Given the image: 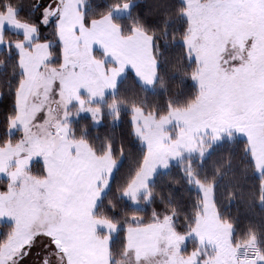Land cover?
I'll use <instances>...</instances> for the list:
<instances>
[{"label":"rangeland","instance_id":"obj_1","mask_svg":"<svg viewBox=\"0 0 264 264\" xmlns=\"http://www.w3.org/2000/svg\"><path fill=\"white\" fill-rule=\"evenodd\" d=\"M182 2L186 6L185 16L190 23L186 45L198 65L194 79L199 94L189 107L171 110L161 119L145 115L140 109L134 110V132L146 148V157L142 170L124 197L136 208L142 207L141 198L146 202L150 200L149 185L158 173L166 172L172 165L178 164L187 169V159H204L214 147L226 141L246 140L256 166V174L260 177L264 175V149L257 140V136L264 135V132L257 129L255 134L250 135L244 123H238L232 118H213L211 115L216 112L217 101L224 94L239 99V104L232 105V111L238 112L247 102L249 93L254 90L253 86L259 83L261 61L258 60L252 70L236 73L234 69H248L251 64L249 54L254 51L253 43L258 44L259 34L264 31V8L259 0H242L231 10L229 6L232 0ZM49 14L42 17L48 25L52 20ZM87 64L86 61L80 63L85 69L82 74L84 78L79 76L74 92L69 93L66 88L44 81L43 92L39 89L41 93L28 97L23 105L20 104V114L15 124L23 130L24 141L19 147H26L28 157L18 165V178L15 181L12 179L11 182H14L11 185L7 182L10 189L9 195H5L16 210L22 203L21 198L18 195L14 200L10 197L19 193L22 186L26 194L36 188L43 178L33 176L29 168L37 161L42 162L45 169L50 168L53 149L58 158L77 162V169L87 188L89 219L95 216L97 204L109 189V181L112 180L118 162L110 151L98 156L87 142L75 140L72 136L71 123L80 116H90L95 125H100L103 110L116 113L115 104L101 107L106 99L93 107L81 101L79 91L95 98L92 95L95 82L86 83L85 77L88 75L96 79V75L92 65ZM26 82L31 83L32 79L27 78ZM45 148L46 153L38 154ZM45 155L48 156L47 162ZM190 181L203 201L190 234H178L173 219L168 217L161 224L158 221V227L153 228L150 235L126 236L122 259L115 260L112 257L111 235H91L90 239L96 246H80L81 253L78 256L100 264H264L255 239L233 243L234 229L231 224L220 220L214 185L203 184L191 174ZM262 187L264 189V181ZM15 232L16 223L11 235ZM188 242H197L198 245V250L190 255L183 253ZM242 249L247 252L245 259L239 258Z\"/></svg>","mask_w":264,"mask_h":264},{"label":"trees","instance_id":"obj_2","mask_svg":"<svg viewBox=\"0 0 264 264\" xmlns=\"http://www.w3.org/2000/svg\"><path fill=\"white\" fill-rule=\"evenodd\" d=\"M55 0H0V14L9 9L17 11V18L38 29L37 41L49 42L51 60L57 69L63 63L62 45L58 37L57 21L42 23L43 11ZM203 2L208 0H201ZM84 23L112 15L114 9L130 4L125 16H113L122 35L128 37L139 29L152 38L153 55L158 62L154 86L144 87L132 71L118 84L115 93L106 97L101 107L115 104L116 113L102 111L100 125L90 116H80L71 123L75 140L85 141L98 156L111 152L118 166L106 194L95 210V216L119 226L112 240L113 259H122L126 248V229L136 225L161 222L170 217L180 235H188L195 227L202 207V196L190 181V174L203 184H213L215 204L220 220L233 226V243L255 239L264 259V175L256 174V166L248 150L247 141L235 139L216 147L204 159H187L189 168L172 165L156 175L149 185L150 200L141 198V208L134 207L124 197L138 173L142 170L146 148L134 132V110L156 119L171 110L189 107L199 94L194 76L197 63L186 45L190 23L185 16L182 0H84ZM39 5V6H37ZM41 17L38 23L37 18ZM23 36L11 31L4 34L0 48V146L17 144L21 131L9 134L12 120L17 115V93L23 80L20 55L14 47ZM30 173L44 178L42 162H33ZM5 184L2 187V184ZM7 180L0 182V191H6ZM14 231L11 223H0V248ZM198 250L197 242H188L183 253Z\"/></svg>","mask_w":264,"mask_h":264},{"label":"crops","instance_id":"obj_3","mask_svg":"<svg viewBox=\"0 0 264 264\" xmlns=\"http://www.w3.org/2000/svg\"><path fill=\"white\" fill-rule=\"evenodd\" d=\"M129 5L118 7L112 15L95 20L90 26H86L84 23V0H55L50 3L47 10H44L43 17L45 18L51 12L49 18H56L57 21L58 37L62 45L63 56V63L59 69L49 64L51 60L50 43L37 41L39 34L36 27L19 20L17 11L14 9H9L0 14V48L4 44L6 31L23 36L22 41L14 44L20 53L23 80L17 93V115L9 128L11 135L21 131L22 138L17 144L0 146V169H3L0 171V182L7 180L11 185L15 181L14 179L18 178V165L28 157L26 147H19L24 141V134L22 129H18L15 120L20 114V104L23 105L28 97L31 98L41 93L39 89H42L43 92L44 81H51L52 85L63 87L62 89L66 88L69 93L74 92L78 78L79 76L83 77V70H85L80 66V63L82 64L84 61L90 63L96 79L87 75L85 80L86 83L95 82L92 95L99 98L94 100L95 98L82 91H79L78 95L84 104L92 107L96 103L103 102L109 94L115 93L118 84L128 71H132L144 87L151 89L154 86L158 62L153 55L152 38L139 29L134 30L132 35L124 37L120 26L113 20V16L127 15L130 9ZM55 9L58 10L54 15ZM42 23L45 26L48 25L46 21L42 20ZM27 78L32 79V82H26ZM54 79L56 81H53ZM77 106L79 105L77 104ZM12 179L13 182H11ZM4 185L3 183L2 187ZM6 187V191H0V198L4 202L0 223L15 225L14 218L21 205L16 210L14 204H10L5 198V195L9 193V184ZM89 220L94 230L91 235H111L113 240L119 232V226L104 218L93 216ZM157 227V222L136 225L128 227L125 235H150L149 233H152L153 228ZM6 243L7 241L2 247ZM80 253L81 247H79L76 255ZM41 258L47 259L48 264H62L60 252L54 253L51 242L43 236L36 240L31 254H27L26 259L21 261V264H40Z\"/></svg>","mask_w":264,"mask_h":264},{"label":"snow or ice","instance_id":"obj_4","mask_svg":"<svg viewBox=\"0 0 264 264\" xmlns=\"http://www.w3.org/2000/svg\"><path fill=\"white\" fill-rule=\"evenodd\" d=\"M240 2L242 0H232L229 10ZM259 4L264 8V0H259ZM40 21L41 17H38L37 22ZM253 49L249 54V68L234 69L236 73L252 70L255 69L257 61H261V78L259 83L253 86L254 90L249 93L247 102L238 112H233L232 105L239 104L240 101L224 94L217 101L216 112L211 114L213 118H232L238 123H244L248 126L250 135L255 134L257 129L264 132V31L259 34L258 44L253 43ZM257 140L264 149V135L257 136ZM46 152L45 148L38 154ZM47 159L48 156L45 155L46 162ZM17 195L22 203L15 216L16 232L8 236L7 243L0 248V264H21L26 255L31 254L36 240L41 236L51 242L54 253L60 252L62 264H100L98 261L84 260L76 255L82 245L96 246L90 239L94 231L89 220L90 204L82 174L77 169V162L58 158L56 150L53 149L52 165L46 168L43 180L30 194H26L22 186L19 193L10 199H16ZM3 203L0 198V215L3 214ZM40 264H48L47 259L41 258Z\"/></svg>","mask_w":264,"mask_h":264},{"label":"built area","instance_id":"obj_5","mask_svg":"<svg viewBox=\"0 0 264 264\" xmlns=\"http://www.w3.org/2000/svg\"><path fill=\"white\" fill-rule=\"evenodd\" d=\"M246 256H247V252H246V250H240V252H239V258H241V259H244V258H246Z\"/></svg>","mask_w":264,"mask_h":264},{"label":"water","instance_id":"obj_6","mask_svg":"<svg viewBox=\"0 0 264 264\" xmlns=\"http://www.w3.org/2000/svg\"><path fill=\"white\" fill-rule=\"evenodd\" d=\"M57 10H58V9H55V10H54V12H53L54 15L56 14Z\"/></svg>","mask_w":264,"mask_h":264}]
</instances>
